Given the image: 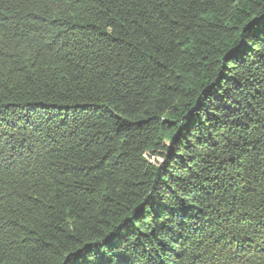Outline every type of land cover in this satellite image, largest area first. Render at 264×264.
<instances>
[{"label":"trees","instance_id":"1","mask_svg":"<svg viewBox=\"0 0 264 264\" xmlns=\"http://www.w3.org/2000/svg\"><path fill=\"white\" fill-rule=\"evenodd\" d=\"M264 0H0V264H264Z\"/></svg>","mask_w":264,"mask_h":264},{"label":"snow or ice","instance_id":"2","mask_svg":"<svg viewBox=\"0 0 264 264\" xmlns=\"http://www.w3.org/2000/svg\"><path fill=\"white\" fill-rule=\"evenodd\" d=\"M260 24L261 25V31H264V18L261 19H253L251 22H246V29H252L254 25ZM65 264H87V256L85 255V252L82 251H75L70 252L66 254L65 257Z\"/></svg>","mask_w":264,"mask_h":264}]
</instances>
